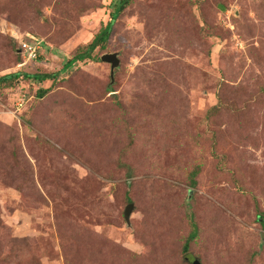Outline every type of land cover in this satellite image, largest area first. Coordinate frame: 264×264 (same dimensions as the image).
I'll use <instances>...</instances> for the list:
<instances>
[{"label":"rangeland","instance_id":"1","mask_svg":"<svg viewBox=\"0 0 264 264\" xmlns=\"http://www.w3.org/2000/svg\"><path fill=\"white\" fill-rule=\"evenodd\" d=\"M119 1L0 0V264H264V0Z\"/></svg>","mask_w":264,"mask_h":264},{"label":"trees","instance_id":"2","mask_svg":"<svg viewBox=\"0 0 264 264\" xmlns=\"http://www.w3.org/2000/svg\"><path fill=\"white\" fill-rule=\"evenodd\" d=\"M127 3V0H120L119 3L114 7L115 9L113 10L112 14H113V18L122 10L123 6ZM111 26H112V20H110L104 27H101L99 29V31L95 34V36L92 38V40L85 45L84 48L80 49L79 51H77L73 57L69 60H67L65 62V64L63 65V68L68 67L69 65L72 64V62H74V60H84L86 58H92V52L99 46L101 45L104 40L109 36L110 30H111ZM21 54V52H20ZM22 58V55H21ZM37 57H35L32 61H35ZM23 60V59H22ZM20 63V62H19ZM27 64H24L22 66H26ZM21 66V67H22ZM20 76H22V78H32L36 81H42L45 79H50L54 76V74L51 73H21V72H15V73H10L7 75H4L2 77H0V81L6 82V81H11L13 79H17ZM44 93V90H41L39 93V96H42ZM261 223L264 227V217H261ZM197 234V230H196V226L193 223V231L189 234V238L193 239L194 237H196ZM186 241L183 245V251L186 252L188 249V243L189 241Z\"/></svg>","mask_w":264,"mask_h":264},{"label":"built area","instance_id":"3","mask_svg":"<svg viewBox=\"0 0 264 264\" xmlns=\"http://www.w3.org/2000/svg\"><path fill=\"white\" fill-rule=\"evenodd\" d=\"M33 40L34 37H32ZM20 52L22 55V61L19 63V66L26 64L27 62L32 61L38 55V45L35 41H21L20 42Z\"/></svg>","mask_w":264,"mask_h":264},{"label":"water","instance_id":"4","mask_svg":"<svg viewBox=\"0 0 264 264\" xmlns=\"http://www.w3.org/2000/svg\"><path fill=\"white\" fill-rule=\"evenodd\" d=\"M101 59L103 61H106V62L110 63L111 73L113 72V69L116 66H118V63H119V59L117 58L116 53L104 54V55L101 56ZM132 208H133V205L130 203V204H128L126 206V208L124 210L123 216H124V219H125L126 223H129V216H130ZM193 264H200V262L198 260H194Z\"/></svg>","mask_w":264,"mask_h":264}]
</instances>
